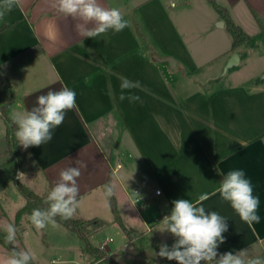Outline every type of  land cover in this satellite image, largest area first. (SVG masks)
<instances>
[{
	"label": "crops",
	"instance_id": "obj_1",
	"mask_svg": "<svg viewBox=\"0 0 264 264\" xmlns=\"http://www.w3.org/2000/svg\"><path fill=\"white\" fill-rule=\"evenodd\" d=\"M162 1L144 0L133 10L126 0H99L104 7L120 9L129 26L94 39L80 36L75 27L79 21L59 13L53 0H22L0 20V89L11 96V118L30 110L47 91L67 86L76 93V107L66 111L49 143L27 150L18 146L36 159L44 194L62 169L80 167L77 219H98L114 229L119 223L111 203L116 202L126 230L121 225L117 229L116 244L111 246L115 240L110 237L96 245L120 264L119 256L131 264H147L135 257L141 241L147 244L141 246H171L174 237L159 230L172 201L194 202L203 193L209 195L205 209L227 219L225 242L217 251L248 248L264 257V0L220 5L252 36L236 47L208 23L205 39L193 40ZM131 10L142 24L135 12L130 21ZM219 20V30L228 29L226 18L220 15ZM234 53L238 62L225 70ZM119 76L140 82L142 87L132 92L142 103L119 99ZM1 116L0 164L9 159ZM116 138L120 140L114 145ZM121 145L128 163L116 155ZM234 169L245 171L260 197L258 224L247 225L218 193L213 195L222 176ZM106 185L114 191L107 199ZM135 188L146 198L138 205L133 202Z\"/></svg>",
	"mask_w": 264,
	"mask_h": 264
},
{
	"label": "clouds",
	"instance_id": "obj_2",
	"mask_svg": "<svg viewBox=\"0 0 264 264\" xmlns=\"http://www.w3.org/2000/svg\"><path fill=\"white\" fill-rule=\"evenodd\" d=\"M21 3L22 0H0V20L14 8L20 7ZM52 7L64 16L78 20L76 31L84 38L94 39L109 30L119 33L129 26L120 9L104 7L99 0H53ZM118 79L119 99L132 104L142 103L141 98L132 92L133 89L142 87L140 82L124 76H119ZM75 107L76 93L67 86L37 96L35 106L14 117L17 145L27 150L29 147L49 143L53 139L54 129L63 123L66 111ZM80 175V167L77 166H69L59 172V180L44 201L47 207L34 208L28 216L37 231L49 225L56 226L57 217L64 221L74 218L80 205L77 183ZM16 178L22 181L26 174L18 171ZM216 193L230 204L241 221L249 226L260 223V197L254 194V185L243 169L230 170L224 174L213 195ZM113 194V187L106 185L105 198H110ZM136 195L140 198L138 193ZM207 199L209 195L203 193L194 202L189 199L172 201L170 214L160 221L163 227L159 231L171 234L174 243L169 246L162 242L155 255L168 261H176L177 264H264V257L251 254L248 248L235 252L217 251L225 242L223 234L228 231V224L227 219L217 211L205 209L203 202ZM3 231L5 243L12 247L0 264H33L34 254L18 245L17 227L4 222Z\"/></svg>",
	"mask_w": 264,
	"mask_h": 264
},
{
	"label": "rangeland",
	"instance_id": "obj_3",
	"mask_svg": "<svg viewBox=\"0 0 264 264\" xmlns=\"http://www.w3.org/2000/svg\"><path fill=\"white\" fill-rule=\"evenodd\" d=\"M143 1L144 0H126L127 8L135 10L133 7H136ZM162 2L166 12L174 19V21L184 22L187 32L190 31L191 38L193 40L199 41L205 39L206 33L204 32V27L208 23L215 29V32L218 31L219 33H223V37L225 36L230 44H233V37L230 31L227 28H224V30H219L221 28H218L220 27L219 22L222 20L215 21V18L220 16L215 4L227 6V0H163ZM173 3L174 5L172 6ZM134 12H132V10L129 12L130 21L135 19L140 21L137 11L135 12L136 16L134 15ZM154 12V18H156V11ZM173 13H178V16L176 15V17H173ZM133 15L135 16V19L133 18ZM152 20L156 24H160V21L155 19ZM243 22L246 21L244 20ZM140 24H142L141 21ZM162 38L165 40V37L162 36ZM207 68H201L200 71L203 72L207 70ZM217 74L218 72L216 71L215 75ZM195 83L196 84L194 86L198 84V82ZM2 121L3 119L0 120V136L2 135V123H4ZM119 140V138H116L114 145H116ZM3 146V144H0V154L2 153ZM115 150L116 155L123 162H129L127 155L123 153V145ZM4 161L3 163L6 162ZM3 163L0 164V170ZM18 171L26 174V178L24 180L20 181L16 178ZM35 171L36 166L34 163L28 161L24 164V166L16 169L15 179L34 190L36 193L43 195L46 188L45 181L42 177L37 176ZM26 202V198L20 192L14 181H11L3 189H0V233H4V222L14 224L17 227V242L19 247L30 250L34 254L35 260L33 262L35 264H91L92 257L84 251L83 242L80 240L78 235L70 231L61 223L57 222L56 226L49 225L45 229L37 231L34 226L31 225L30 221H27V215H23L20 221L17 222L18 212L25 206ZM74 218H78L77 212ZM114 225V229L112 227L106 228V226H103V229L99 234L93 236L92 238L89 237L90 241L96 245V242H101L103 240L109 241V238L112 237L115 242H112L111 246L116 244L119 240V236L116 234V231L117 229L120 231L121 228L120 224ZM140 233L144 234V229H141ZM141 245L147 244L141 241L139 246ZM9 253V249L0 243V261H2ZM130 254H132V252ZM135 257L136 259H140V263H145L147 260L145 258L143 259V257L140 258L137 254H135ZM119 258L123 260L124 264H131L128 260H126V258L121 256H119Z\"/></svg>",
	"mask_w": 264,
	"mask_h": 264
},
{
	"label": "trees",
	"instance_id": "obj_4",
	"mask_svg": "<svg viewBox=\"0 0 264 264\" xmlns=\"http://www.w3.org/2000/svg\"><path fill=\"white\" fill-rule=\"evenodd\" d=\"M216 9L220 15L226 18L227 26L233 37V47L248 42L252 39V36L248 35L241 26L237 25L229 16L226 8L216 5ZM11 101V96L7 91L0 89V111L4 117L7 125L6 139L8 142L7 153L10 158L3 163L0 170V189H3L8 183L14 181L20 192L26 198L25 206L18 212L17 222L20 221L23 215L29 216L34 208H44L47 205L44 203L47 195H39L34 192L31 188L24 185L15 179V172L17 168L24 166L25 163L30 161L37 166L36 159L30 155L27 151H22L17 145L15 137L16 124L14 118H11L7 114L8 103ZM112 210L115 214L116 221L126 230L125 225L122 222L120 214L117 209L116 202L112 200ZM57 222L67 227L70 231L78 235L80 240L83 242V249L92 257L91 264H120L111 254L107 253L102 248L92 244L89 237L98 231L102 226L103 222L98 219L80 220L72 218L64 221L59 217L56 218ZM4 233H0V243L11 250V245L6 244L4 241ZM158 245L138 246L137 252L140 256L147 259V264H177L176 261H168L167 259L160 258L155 255V252L159 251ZM33 264H35L33 262Z\"/></svg>",
	"mask_w": 264,
	"mask_h": 264
},
{
	"label": "water",
	"instance_id": "obj_5",
	"mask_svg": "<svg viewBox=\"0 0 264 264\" xmlns=\"http://www.w3.org/2000/svg\"><path fill=\"white\" fill-rule=\"evenodd\" d=\"M220 25H223V21H220ZM238 60H239L238 54L237 53L232 54L230 61L228 62L227 66L225 67V70L234 66L238 62Z\"/></svg>",
	"mask_w": 264,
	"mask_h": 264
},
{
	"label": "built area",
	"instance_id": "obj_6",
	"mask_svg": "<svg viewBox=\"0 0 264 264\" xmlns=\"http://www.w3.org/2000/svg\"><path fill=\"white\" fill-rule=\"evenodd\" d=\"M173 4H174V3H173ZM133 192H134V193H138L139 191H138L137 188H135V189L133 190ZM156 193H157V194H160L161 191H160V190H157ZM144 201H146V198H145V197H142V196H140V198H139L138 196H136V197L133 198V202H134L136 205L141 204V203H143Z\"/></svg>",
	"mask_w": 264,
	"mask_h": 264
}]
</instances>
